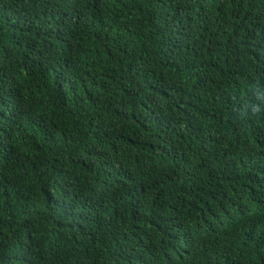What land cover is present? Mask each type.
Returning a JSON list of instances; mask_svg holds the SVG:
<instances>
[{
  "label": "trees",
  "instance_id": "trees-1",
  "mask_svg": "<svg viewBox=\"0 0 264 264\" xmlns=\"http://www.w3.org/2000/svg\"><path fill=\"white\" fill-rule=\"evenodd\" d=\"M0 264H264V0H0Z\"/></svg>",
  "mask_w": 264,
  "mask_h": 264
},
{
  "label": "clouds",
  "instance_id": "clouds-1",
  "mask_svg": "<svg viewBox=\"0 0 264 264\" xmlns=\"http://www.w3.org/2000/svg\"><path fill=\"white\" fill-rule=\"evenodd\" d=\"M255 115H256V111L254 110V111L252 112V116L255 117Z\"/></svg>",
  "mask_w": 264,
  "mask_h": 264
}]
</instances>
